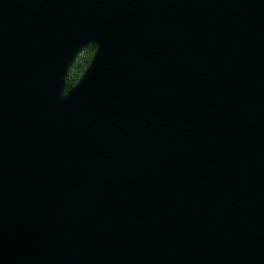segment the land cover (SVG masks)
I'll list each match as a JSON object with an SVG mask.
<instances>
[{
  "label": "water",
  "instance_id": "95a60500",
  "mask_svg": "<svg viewBox=\"0 0 264 264\" xmlns=\"http://www.w3.org/2000/svg\"><path fill=\"white\" fill-rule=\"evenodd\" d=\"M0 264H264V0H0Z\"/></svg>",
  "mask_w": 264,
  "mask_h": 264
},
{
  "label": "trees",
  "instance_id": "16d2710c",
  "mask_svg": "<svg viewBox=\"0 0 264 264\" xmlns=\"http://www.w3.org/2000/svg\"><path fill=\"white\" fill-rule=\"evenodd\" d=\"M93 53V47L86 48L76 59L75 63L70 69L69 75H68V86L73 84L81 75L85 67L87 66L91 55Z\"/></svg>",
  "mask_w": 264,
  "mask_h": 264
},
{
  "label": "bare ground",
  "instance_id": "6f19581e",
  "mask_svg": "<svg viewBox=\"0 0 264 264\" xmlns=\"http://www.w3.org/2000/svg\"><path fill=\"white\" fill-rule=\"evenodd\" d=\"M93 52H94V51H93ZM77 58H78V57H77ZM77 58H76V59H77ZM76 59H75V61H76ZM75 61H74V63H75ZM89 61H90V60H89ZM74 63H73V64H74ZM88 63H89V62H88ZM73 64H72V66H73Z\"/></svg>",
  "mask_w": 264,
  "mask_h": 264
}]
</instances>
